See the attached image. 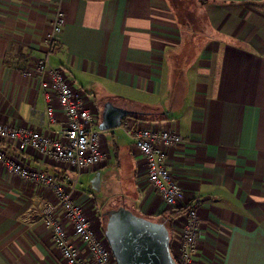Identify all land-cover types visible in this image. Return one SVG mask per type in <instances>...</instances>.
Segmentation results:
<instances>
[{
  "label": "crops",
  "instance_id": "obj_1",
  "mask_svg": "<svg viewBox=\"0 0 264 264\" xmlns=\"http://www.w3.org/2000/svg\"><path fill=\"white\" fill-rule=\"evenodd\" d=\"M57 9L62 27L49 60L73 89L87 94L97 115L106 100L132 110L130 105H140L147 109H134L136 116L125 124L183 136L181 143L159 148L186 200L199 205L193 264H264V0H0V123L49 135L65 127L56 104L57 123L39 126L53 92L41 86L46 77L32 67L44 54L43 38ZM121 135L112 129L100 134L117 167L130 164L132 182L109 198L123 196L138 211L157 216L168 207L147 182L144 157ZM0 148L62 183L72 175L67 164L17 140L0 141ZM111 158L83 171L74 191L96 230V194L102 203L108 200L105 167ZM46 201L55 202L47 186L0 163V264H63L42 221ZM170 221L172 230L178 228Z\"/></svg>",
  "mask_w": 264,
  "mask_h": 264
},
{
  "label": "built area",
  "instance_id": "obj_2",
  "mask_svg": "<svg viewBox=\"0 0 264 264\" xmlns=\"http://www.w3.org/2000/svg\"><path fill=\"white\" fill-rule=\"evenodd\" d=\"M62 19L63 13L57 9L52 18L51 30L43 38L44 54L33 62L32 67L35 72L46 77L41 81V86L53 92L52 97L48 96V104L40 112L39 126L57 123L56 104L64 113L65 127L55 135H49L28 126L0 123V141L17 140L23 145H28L41 156L48 157L57 164H67L72 170V175L68 176L67 184L62 183L46 171L24 165L2 148L0 163L9 173L43 184L53 193L55 202L46 201L41 215L61 253L63 264H116L110 248H106L99 237L98 229L96 230L88 220L83 205L74 198L80 174L102 163L106 159V153L101 149V130L98 127L100 117L87 104V94L83 90L73 89L63 70L49 60L57 43L56 37L61 31ZM51 98L54 100H50ZM119 127L130 139L131 145L144 157L147 182L167 207L185 208L182 215L174 218V222H178V228L172 230L170 248L177 264H193V257L199 245V205L196 199L186 200L184 189L166 167L164 152L159 148L160 144L173 146L181 143L183 136L177 131L140 123L129 126L122 122ZM57 211L59 215H56ZM61 217L68 221L75 236L87 249V255L69 239Z\"/></svg>",
  "mask_w": 264,
  "mask_h": 264
},
{
  "label": "water",
  "instance_id": "obj_3",
  "mask_svg": "<svg viewBox=\"0 0 264 264\" xmlns=\"http://www.w3.org/2000/svg\"><path fill=\"white\" fill-rule=\"evenodd\" d=\"M136 114L135 110L106 100L98 127L100 130L119 127L124 118ZM99 216L101 231L116 264H177L170 248L171 221L165 216L144 214L123 196L115 206L101 208Z\"/></svg>",
  "mask_w": 264,
  "mask_h": 264
},
{
  "label": "rangeland",
  "instance_id": "obj_4",
  "mask_svg": "<svg viewBox=\"0 0 264 264\" xmlns=\"http://www.w3.org/2000/svg\"><path fill=\"white\" fill-rule=\"evenodd\" d=\"M104 97H106V95L103 93L102 94ZM134 110V109H133ZM125 119V118H124ZM131 118H128V120H130ZM120 127H115V128H112V130L114 131H118L119 133H122L124 135V133L122 132V130L119 129ZM106 130H101L102 133H104ZM110 134H108V141H110ZM125 136V135H124ZM124 136L121 135V137L124 138ZM126 137V136H125ZM107 141V142H108ZM100 143H101V138H100ZM101 149L108 153V155L106 156L107 160L112 157L110 160H109V163L108 165L105 167V171H108L109 174H108V187H109V190H105L104 194H105V199H109V196L118 191V190H121V188L123 187V184H130L132 182L131 178H130V171H129V167H130V164L125 162V161H122L121 162V166L118 168L117 167V161L114 157V154H113V151H112V147L109 146L108 150L109 152H107V150L101 145ZM105 161V160H104ZM103 188H104V185H103ZM99 198H98V204L99 206L103 205L104 203H102V195L100 194H96ZM106 202V201H105ZM99 209H101L99 207ZM86 216H87V213L85 212ZM88 218V216H87ZM89 219V218H88ZM93 225V224H92ZM97 233L99 235L100 238H102L103 240V244L106 248H109L108 246V243L106 242L105 240V237L104 235H102L101 233V227L97 230Z\"/></svg>",
  "mask_w": 264,
  "mask_h": 264
},
{
  "label": "trees",
  "instance_id": "obj_5",
  "mask_svg": "<svg viewBox=\"0 0 264 264\" xmlns=\"http://www.w3.org/2000/svg\"><path fill=\"white\" fill-rule=\"evenodd\" d=\"M57 45V43H56ZM56 45L54 46V49L56 47ZM133 109L138 110V111H145L144 106H140V105H130ZM149 110V109H148ZM120 196L119 195H113L112 197H110L103 205L100 206V208H105L107 205H111L113 201H120ZM127 201V200H126ZM129 203V201H127ZM111 203V204H110ZM130 204V203H129ZM131 205V204H130ZM133 206V205H132ZM134 207V206H133ZM135 208V207H134ZM100 212V209H99ZM183 212H185V208L184 207H170L166 210H163L162 212H160L159 214H157V216H165L166 218H168L169 220L174 219L175 217L179 216L180 214H182Z\"/></svg>",
  "mask_w": 264,
  "mask_h": 264
},
{
  "label": "flooded vegetation",
  "instance_id": "obj_6",
  "mask_svg": "<svg viewBox=\"0 0 264 264\" xmlns=\"http://www.w3.org/2000/svg\"><path fill=\"white\" fill-rule=\"evenodd\" d=\"M120 200H121V198H120ZM112 203V204H111ZM110 204L111 205H107L105 208H107V207H113V206H115L116 204H118L119 203V201H113V202H111Z\"/></svg>",
  "mask_w": 264,
  "mask_h": 264
}]
</instances>
